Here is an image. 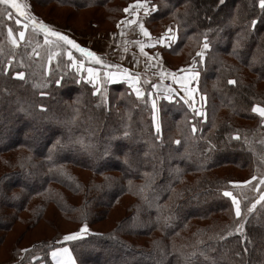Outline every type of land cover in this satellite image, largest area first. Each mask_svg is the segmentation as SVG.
<instances>
[{"label": "trees", "instance_id": "1", "mask_svg": "<svg viewBox=\"0 0 264 264\" xmlns=\"http://www.w3.org/2000/svg\"><path fill=\"white\" fill-rule=\"evenodd\" d=\"M34 1L44 6L51 4L56 10H71L73 15L101 9L112 24L123 15L122 5L130 0H25V4L18 0V3L33 16ZM146 2L156 6L145 20L152 35L159 34L168 23L176 28L177 39L161 49L163 55L179 54V67L186 66L191 59L196 61L197 88L205 98L210 97V108L218 102L234 108L223 100L236 98L237 110L231 108L223 124L212 131L211 113V120H202V115H195L180 100L168 101L158 96L149 84L144 85L140 96L123 82H104L103 87H98V82L85 80L79 68V64L99 68L96 60L57 37L48 35L46 43L45 33L29 23L34 36L24 42L26 49L5 51L0 47V158L13 153L3 162L0 159V168L6 172L5 176L0 175L2 230H10L17 221L24 222L18 212L33 196L41 197L42 205L33 203L28 225L33 220L35 223L50 206L58 217L65 215L70 221L94 224L105 219L114 199L129 195L133 198L126 208L129 214L113 229L105 234L90 230L87 236L66 243L56 244L53 240V245L42 251L43 255L32 259L33 263L53 264L49 252L67 246L75 264H89L90 260L95 264H222L224 260L227 264H264L261 228L264 220L260 224L253 222L257 215L264 219V203L256 204L251 213L247 210L253 203L245 207L244 212L249 215L244 232H237V221L228 218L234 215L229 213L231 208L220 194L221 177L211 171L217 168L221 175L229 166L247 172L251 167L254 154L248 148L251 146L248 135L252 129L228 124L227 120L231 114L246 112L252 117L248 110L254 97L259 96L264 103V89L257 92V81L247 75L264 80V10L259 7V0H226L223 7L230 9L221 7L217 11L213 9L217 0ZM0 8V39L16 19L21 20L19 25L28 23L14 9L6 5ZM36 20L42 22L38 17ZM252 20H256L255 25ZM89 21L99 25L94 18ZM233 23L236 29L220 37V31ZM206 42L209 48L200 61L197 52ZM233 51H241L244 61ZM166 61L171 64L169 59ZM18 72L24 73L23 79L15 77ZM229 80L236 83L229 84ZM153 104L161 118L160 133L154 131L152 123ZM50 120L55 121V127L49 125ZM25 125L33 133L26 134L27 140L23 142L21 130ZM57 126L61 130L64 126V131ZM193 126L197 129L195 133ZM233 134H238L239 139L233 138ZM44 141H49L45 149ZM252 146L260 151L259 143ZM234 150L238 152L232 153ZM38 152L44 155L39 157ZM230 157L234 162L227 161ZM47 161L62 166L59 175L49 171ZM71 167L103 175L104 181L98 179L83 185L71 176L76 183L73 186L69 180ZM193 172L207 173L194 175L177 188L180 180L190 178ZM13 176L19 183L24 180L28 184L24 188L13 184ZM4 181L6 184H2ZM48 181L64 185L70 192L61 195L55 187L47 186ZM72 198L77 205L71 202ZM100 207L105 209L99 211ZM221 212L228 214L217 216ZM136 227L144 229L138 232ZM14 264L31 262L25 256Z\"/></svg>", "mask_w": 264, "mask_h": 264}, {"label": "rangeland", "instance_id": "2", "mask_svg": "<svg viewBox=\"0 0 264 264\" xmlns=\"http://www.w3.org/2000/svg\"><path fill=\"white\" fill-rule=\"evenodd\" d=\"M21 1L23 2V4L26 3L25 0H21ZM133 1H136V0H130L129 2L124 3L123 5L119 4V5H122V7H123V9H122L123 15L120 16L121 18L119 17V19L123 18V16H124L123 10ZM225 1L226 0H224V3L221 4V3H219V0H217L215 6L213 5V9L214 10L216 9V11H217V10L221 9V7H222V9L229 10L230 9L229 7L228 8L223 7L226 5ZM36 3L37 2H35V1L33 2L34 12H35V13H33V16L41 19L42 22L44 24L48 25L53 31H58L62 35H66V36H67V34H70V32H73L74 34H76L77 31L84 30L85 28H87L91 25L95 26L98 30H101V31H103V30L104 31H112L116 28L117 24L119 23V19H117L116 21H114L111 24V21L105 18L106 15L103 14L101 9H91L88 11L83 10L78 15H73L71 10H68L65 8H62L61 10L60 9L56 10V9L52 8L51 4H46L44 6V5H40V4H36ZM149 7H150V9H152V6L149 5ZM90 18H94V19L98 20L99 25L92 22V21H89ZM23 25H24V23L22 25H19V26H18V24L13 23V26L11 28L12 29V37L11 38L9 37V34H8L9 28H7L8 30L7 29L4 30L3 34H1L2 38L0 39V47L2 49H4L5 51H8L10 49H16V48L19 49L22 47H23L22 49H26V45L24 44V42L25 41L28 42V40H31V38L34 35L32 34V30H30L31 29L30 24H29L27 29H25L23 27ZM18 27H20V28L18 29ZM235 27H236V24L233 23V25H231L230 27L223 28L220 31V37H221V35L224 36L226 33H229V31L231 33L233 30L236 29ZM233 28H235V29H233ZM6 30H7L8 37L6 35ZM20 31H24V33H25V36L23 39H21L19 36ZM3 37H4V42H2ZM67 37L69 39H71L69 36H67ZM13 39L16 41L15 44L12 43ZM91 39L93 41L95 40V38H91ZM21 45H23V46H21ZM201 49H202V47H200L198 52H200ZM206 50H205V52H206ZM205 52H204V58L206 56ZM233 52L238 58H240V60L244 61L243 60L244 57H243L241 51H238V52L233 51ZM94 55L102 57L105 61L109 62L110 64H106L103 62L97 63L98 67H99L97 69H99L98 70L99 72H97V74L93 75V77L88 76L86 73H85V75L90 78L89 80H92L94 78L93 80L95 82H97L95 80V79H97L98 80V87H103L106 84L104 82H107L106 80H104V75L108 80V75H106L107 71H104V70H108V69L115 70L116 65L113 64V62H111L110 60L106 59L104 56H100L98 54H94ZM164 57H165V59H167V60L169 59L171 61V64L168 63L171 68L177 70L178 68L183 67V66L179 67L180 65L177 63V59L180 58L179 54H176V57H170V56H167L166 54H164ZM199 60L201 61L200 57H199ZM196 64H197V62L194 61L193 59H191L189 63L187 61V65H186L187 73H188L187 77L191 76L187 80L186 86L192 85L193 89H195L196 91L193 92V94H191V95H184V96H180V97H178L177 95H174L171 98H166L165 100L170 101V100H172V98H176V99L180 100L185 106H187L189 109H192V110H194V108L191 107V105L194 104L195 109H199L200 111H202L204 113L201 117L202 120H204V119L207 120V118L210 119L209 115L211 113L212 118H213V122H211V130L215 131L221 124H223V120H225L224 117L228 114L230 115V113H231L230 109L232 107L225 106L221 102H218V104L216 106H213L212 108H210V97L209 98L206 97L209 100V104L207 105V100L205 98V95L200 94L198 91V88H197L198 75H196L195 78H193L194 74L197 73L196 68H195ZM108 65H111V66H108ZM87 67H89V66H83L82 64H79V68L82 69L81 73H83V74H84L83 70L86 69ZM90 67H94V66H90ZM94 68H96V67H94ZM140 73L142 75L138 74V77L144 78V80H140V85H141L142 91H143L144 85L149 84L152 87V85L154 84V81H155L154 78L152 77V75H154L155 73H153V71L150 69L143 70ZM253 73H255V72L253 71ZM160 74H162V76H164V77L166 75L165 73H158V75H160ZM85 75H84V78H85V80H87L88 78H86ZM247 75L249 78L252 77L254 79V81L255 80L257 81V82L255 81L257 92L260 91L261 89H264V80L261 79L258 81L256 77L254 78L252 76V74H247ZM15 77L19 78L16 76V74H15ZM170 79L175 85H178L177 79L175 77L170 76ZM107 83H109V82H107ZM202 97H204V101H202V99H201ZM258 98H259V96L254 97V99L252 101V107L248 110V113L251 114L252 117L247 116L246 115L247 112H246V113H242V115L241 114H231V118L227 120L228 124L236 123V124L243 125V127L245 126L247 128L252 129L248 135V137H249L248 139H250V145H251V146H248V148L251 151V153H253L254 155H253V160H252L249 172L238 170L233 166L226 167L223 170V172L221 173V175L218 173L219 169L216 168V169L211 170L213 174L221 177L220 179L223 182V184L220 188V194H221V196H223L227 200L228 206L231 208L229 213L234 215V217L228 216V218H232L234 221H237V223L241 221L240 223H243V224L245 223V220H246L247 216L249 215V214H247V213H249L248 210H247V213L244 212L245 207L248 206V204L255 203L257 200H255L254 197L258 198V197H260V194L262 192H264V184H261L260 179H259L260 177H264V121H262V118L259 116L258 113L252 111L253 106L264 107V103H261L262 102L261 99H258ZM223 101L229 102V105H231V103H232V105H234V108H232V109L237 110L236 105L238 104L239 101L236 98L235 99L232 98L230 101H228V100H223ZM205 106H206V108H205ZM153 113H154V110H153ZM172 113L174 114V111ZM26 114H24V115H26ZM151 118H152V123H153V116ZM155 118H156V125L159 126V131H157V127L153 123L154 131L156 133H160V131H161L160 119L161 118H160L159 110L156 109V106H155ZM49 125L55 127L56 126L55 121L50 120ZM57 127L59 128V131H64V129H65L64 126H63L62 130L60 128L61 126H57ZM243 127H235L234 129H240ZM35 132L37 133L38 131H35ZM28 133H33V130L27 125L23 126L22 130H21L23 142H24V140H27L26 134H28ZM232 133H234V132H232ZM237 135L238 134H233V137H235ZM48 143H49V141H44L42 148H44ZM257 143H259L261 145L260 151H257L256 147L252 146L253 144H257ZM73 152H78V151L74 150ZM118 152L119 151H116L115 154L117 155ZM234 152H238V150L232 151V153H234ZM12 154L13 153H9L8 156H6L4 158H0V159H3L2 160V162H3L5 159L10 157ZM37 154L39 157H42V155H44V152H38ZM87 158H89V157H87ZM87 158H86L87 163H89V159H87ZM50 159H52V158H50ZM227 161H229L230 163L234 162L231 157ZM2 162L0 164H2ZM47 163L49 164V166H51L49 171H52L54 173L57 172L58 175H59V172L62 171V169L60 168L62 166H57V164L55 162L47 161ZM210 164H212V163H210ZM103 167H105L106 170L112 169L109 166H103ZM127 170H129V169H127ZM220 171H222V170H220ZM14 172H16V171H14ZM129 172H131L130 174H136V172L134 170H129ZM5 173H6L5 170H3V168L1 167L0 168V175L2 174L5 176ZM69 173L71 174V175H69V178L71 176H73L74 179H76L75 177H77L78 180L83 185L94 182L98 179L100 181H104L103 175L92 174V172L87 170V169H79V168L77 169L76 167H71V171ZM203 173H207V172H193L189 175L190 178H187V177L182 178L180 180V182L178 183L177 188L182 187L184 185L185 181L188 179H191L192 176L201 175ZM115 174H118V173H115ZM252 176H256L257 179L252 180L251 179ZM14 177L15 176H13L12 179H14ZM69 180L73 183V186H76V183L73 179L70 178ZM21 181H22V183H19L18 179L17 180L14 179L13 184H19V186H22L24 188L28 183L24 180H21ZM243 181H250V183L249 184H243L242 183ZM6 182L7 181H4L2 184H6ZM38 184H40V183H38ZM46 184H47V186H52V188L55 187L54 190L56 192H59L61 195L62 194L65 195L66 193L70 192L64 187V185H61L59 183H56L53 181H48ZM257 185H259V187H257ZM224 191L231 192L240 201V208H241V216L240 217H237L235 214V207L232 204L231 197H225L223 195ZM69 196L70 195L68 194V197ZM40 199H41V197H37V196L30 197L28 199V202L25 204V207L18 212L19 218H24V222H21V221L15 222L13 227H11L10 230H7V231L2 230L4 223H0V264L17 263L18 260L25 258V256L27 258H29V261L32 264L33 263L32 259L39 258L41 255H43L42 251H44L45 249L50 247V244L53 245V240H55L56 244L57 243H66L68 241H64L62 239L63 236L71 234L73 232H78L79 229L85 225L87 226L88 231L86 233H82L79 238L87 236L89 234L90 230H92V232H101V233L105 234L110 229H113V227L117 223H119V220H122L124 217L127 216V214H129L126 208L129 206L130 202L133 200V198L129 195H125L124 197H119V198L114 199L112 201V206L108 210L105 219L101 220V221H97L94 224H91L87 221H79V222H75L72 220L70 221L69 218L65 215H64V217H61V216L58 217V215H56L55 212H52V207L50 206L44 214H42L38 219L36 218L37 221L35 223L33 220L32 224L28 225L27 220L30 218V214H28L30 211V208L32 207L34 202H35V206L37 204L42 205V202ZM105 200L106 199H104V201H102V204H105ZM71 202L75 203V205H77V200H75L74 198H72ZM5 203H9V202L5 201ZM259 203H264V200L260 201ZM259 203H257V204H259ZM103 209H105V208L100 207L99 211H103ZM246 209H247V207H246ZM225 214L227 215L228 213L227 212H223V213L221 212L217 216L225 215ZM194 215H196V214H194ZM263 220L264 219L262 217L257 215V218L253 222L260 224L263 222ZM136 228H137L136 230H138V232H140L144 229L142 227L141 228L136 227ZM261 228L264 229L263 226ZM182 234H183V232H182ZM62 247H67V246H62ZM59 248H61V247H59ZM24 249H27L28 251H26V252L22 251ZM55 249H57V248H55ZM52 251L49 252V256H50L51 261H52V257H51ZM32 252H35V253L32 254ZM47 252H48V250H47ZM31 254H32V257H31ZM90 263L95 264V261L90 260ZM221 263L227 264L226 260L222 261Z\"/></svg>", "mask_w": 264, "mask_h": 264}, {"label": "crops", "instance_id": "3", "mask_svg": "<svg viewBox=\"0 0 264 264\" xmlns=\"http://www.w3.org/2000/svg\"><path fill=\"white\" fill-rule=\"evenodd\" d=\"M129 5H133V7L129 8V12H124L123 18L119 20L114 30L101 31L91 25L84 30L77 31L76 34L70 32L67 36L78 44L80 48L93 54L104 56L116 65L115 67L117 68H115V70H104L107 71L109 81L105 75L104 80L109 83L123 82L135 95H137L135 89H139L142 93L140 80H144V78L138 77V74L142 75L140 73L141 71L150 69L155 73L152 77L155 80L153 85L156 87L152 85V89L158 96L166 99L174 95L178 97L186 95V89H193L192 85L186 86L187 80L191 77H187V67L183 66L177 70L171 68L161 52L162 48H168L175 43L177 39L176 28L168 23L164 25L159 34L152 35L145 23L146 18L151 13L148 3L147 6L149 10L147 13H145L143 8L139 10L136 9V1H133ZM129 5L126 8H128ZM140 24H143V27L149 32L150 39L141 33ZM169 27L172 29L170 35H174L176 38L174 40L166 38L164 43L158 42L159 37L164 34ZM91 38H95V40L93 41ZM140 44H144L142 51ZM88 69L93 70L91 75ZM98 70L97 67L94 68L89 66L84 69L83 72L84 75L86 73L88 76L93 77V75L99 72ZM158 73H165L166 75L164 77L162 74L158 75ZM88 76H86V78H88L87 80L90 79ZM170 76L177 79L178 85H175L171 81L172 78L170 79ZM129 77H131V80H129ZM95 80L98 82L97 79ZM191 94H193V92ZM69 253L71 261L75 262L70 250ZM58 259L61 260L63 264H68L69 257L64 254L58 253ZM52 261L53 264H57V261L53 258Z\"/></svg>", "mask_w": 264, "mask_h": 264}, {"label": "snow or ice", "instance_id": "4", "mask_svg": "<svg viewBox=\"0 0 264 264\" xmlns=\"http://www.w3.org/2000/svg\"><path fill=\"white\" fill-rule=\"evenodd\" d=\"M219 3H221V4L224 3V0H219ZM0 5H6V6L12 8V9H14L15 12H16V14L18 16H23L28 21V23H24V25H23V27L25 29L28 28L29 23L32 25V27L34 29L38 27L40 31H42V32L45 33V42L46 43H48V40H47L48 35L57 37L59 40L64 41L68 45H71L73 48L77 49L78 51L85 53L89 57H92L94 60H96L97 63H100L101 62L99 60V58H97L93 53L88 52L87 50L80 48V46L78 44H76L74 41H72L71 39H69L66 35H62L58 31H53L48 25L44 24L43 22H37L35 16L29 15L28 13L25 12V10L22 7V5L20 3H18V0H0ZM132 7H133V5H129V7L128 8H125L123 11L127 13V12H129V8H132ZM135 7H136L137 10L143 8V10L145 11V13H147L148 10H149L148 9V6H147V3H146V0H136ZM259 7L261 8V10H264V0H259ZM151 10L152 11H155L156 10V6L153 5ZM9 18H11V14L10 13H9ZM233 19H235V18H233ZM16 24H18V25L21 24V20L20 19H16ZM255 24H256V20H252V25H255ZM140 31H141V33L145 37H149V39H150L149 32L143 27V24H140ZM170 33H172L171 27H169L168 29H166L165 33L162 34L159 37V41L158 42L164 43L166 41V38L169 39V40H174L176 37L174 35H170ZM8 34H9V37L11 38L12 37V29L11 28H9ZM19 36H20L21 39H23L24 36H25L24 31H20L19 32ZM205 39H207L206 36H205ZM12 43L15 44L16 41L13 39L12 40ZM140 48H141V51H142L143 48H144V44H140ZM208 48H209V44L206 42V43H204L202 45L201 51L197 53V56H199L201 58V61H203V59H204V50H206ZM49 59H51V57H49ZM88 71H89L90 75L93 72L92 69H88ZM106 75H108V74L106 73ZM196 75H198V73H195L194 76H193V78H195ZM16 76L19 77V78H21V79H23L24 78V73L23 72H18V73H16ZM129 80H131V77H129ZM90 82H94V81H90ZM56 83L59 84L60 81L58 80V81H56ZM228 83L229 84H235L236 81L229 80ZM153 87H156V86L153 85ZM135 90H136L137 96L142 95V93H141V91L139 89H135ZM185 91H186V95H191V93L192 92H195L196 90L195 89H186ZM93 94L95 95V93H93ZM201 99H202V101H204V97H202ZM191 107L194 108V114L195 115L199 116V115H203L204 114L199 109H195L194 104L191 105ZM153 110H154L153 123H154V125H156L155 104H153ZM252 111L258 113L259 116L262 118V121H264V107L253 106ZM156 127H157V131H159V126L156 125ZM192 131H193V133H195L197 131V129H196L195 126H193ZM233 138L239 139V136L237 135V136H235ZM176 143L179 144L180 141H176ZM177 171H179V170H177ZM251 179L252 180H256L257 177L256 176H252ZM259 179H260V183L261 184H264V177H260ZM242 183L243 184H249L250 181H243ZM257 187H259V185H257ZM223 195L225 197H231L232 204L235 207V214H236L237 217H240L241 216L240 201L231 192H229V191H224L223 192ZM262 200H264V192H262L260 194L259 200H257L255 203H253L251 205V207L248 208V212L251 213L252 210L256 207V204L259 203ZM235 228H236V231L237 232L243 234V232H244V224L243 223H237L235 225ZM87 231H88V229H87V226L85 225V226H82L79 229L78 232H73L71 234L65 235V236H63L62 239L64 241L76 240V239H78L81 236L82 233H86ZM228 234L231 235V232H229ZM245 240H247L246 237H245ZM153 243L154 244H157L158 242H153ZM22 251H25L26 252L28 250L27 249H24ZM244 251L247 252V247L244 248ZM58 253H62L65 256L69 257L68 264H75V262L74 261H71V259H70V253H69V249L67 247L60 248V249H55V250H53L51 252V256H52V258L54 260L57 261V264H63V262L58 259ZM191 255L194 256L195 253H192ZM201 255H205V254L203 252H201ZM236 255L239 256L240 253L237 252ZM205 258L207 259L208 257L205 256ZM186 260H187V258H186Z\"/></svg>", "mask_w": 264, "mask_h": 264}]
</instances>
